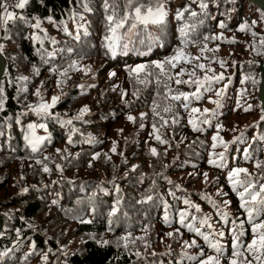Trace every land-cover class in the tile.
<instances>
[{
  "label": "trees",
  "instance_id": "16d2710c",
  "mask_svg": "<svg viewBox=\"0 0 264 264\" xmlns=\"http://www.w3.org/2000/svg\"><path fill=\"white\" fill-rule=\"evenodd\" d=\"M156 3L138 0L137 6L154 8ZM163 3L165 23L138 30L126 51L124 41H118L115 55L105 40L111 35L107 16L131 14L126 0H28L5 23L0 32L6 61L0 81V253H5L0 264H198L218 255L209 242L222 246L220 264H229L233 244L243 248L253 240L248 214L222 172L216 187H223V197L206 187L198 190L196 183L204 172L218 175L219 166H225L228 174L246 169L247 176L241 173L240 178L251 179L253 191L264 185L262 107L261 115L224 140L227 148L214 157L215 164L205 160L210 135L237 116L250 95L257 97L261 76L253 77L264 67V11L247 0ZM178 9L183 12L180 20ZM181 27L187 32L184 37ZM218 45H234L240 54L218 55L212 52ZM178 48L189 62L176 68L165 65L167 76L159 75L153 62L164 61ZM74 59L77 80L51 92L46 74L64 71ZM138 65L146 66V74L131 72ZM109 71L115 73L110 80ZM220 75L223 80L199 91V100L191 98L197 93L193 81ZM119 76L126 87L122 102L112 87ZM180 93L190 97L187 108L183 100L171 99ZM53 97H59L54 107L37 111ZM165 107L172 111L165 112ZM191 108L200 112L193 114ZM204 109L209 112L204 114ZM136 111L145 112L143 119L137 115L128 122L132 127L121 129V138L109 140L114 124H124ZM31 125L43 129L37 136L41 143H30ZM126 157L138 163L130 167ZM189 163L198 176H186L181 186L176 176ZM212 182L210 177L206 185ZM205 218L211 228L200 223ZM193 240L196 244L190 246Z\"/></svg>",
  "mask_w": 264,
  "mask_h": 264
},
{
  "label": "snow or ice",
  "instance_id": "6c2138e0",
  "mask_svg": "<svg viewBox=\"0 0 264 264\" xmlns=\"http://www.w3.org/2000/svg\"><path fill=\"white\" fill-rule=\"evenodd\" d=\"M28 3V0H19V3L15 5V7L23 9L25 5ZM126 4L129 8H132L131 14L125 13L123 16L117 17L115 13L113 15L107 16V21L109 24V32L111 35L106 36L105 40L107 42V48L109 51L112 52L113 55H115L116 48H117V42L120 40H123L124 43L121 45V47L126 51L128 49V45L131 42V38L137 34L138 30H146L149 25H160L165 23L167 12L165 11L164 8V3L163 0H157L156 6L153 7H148L147 9H144L142 5H138V0H126ZM202 7H205V5H201ZM107 7V3H106ZM195 15V13H193ZM183 16V12L180 11L179 9L177 10L176 13V19L180 20ZM6 19L10 20L12 19V13H7L6 14ZM128 25L127 31L123 34H119V30L123 29L125 25ZM39 21L36 23V27L39 28ZM221 28L224 27L223 24L220 25ZM243 30V29H242ZM181 37H184L187 35V32L185 31V27H181L178 29ZM218 37H213V39H217ZM33 39H38V37H33ZM150 40H155V37H149ZM209 39V37H205V40ZM143 42V41H141ZM151 46V45H150ZM141 54H146V53H141ZM187 54L183 51V49H175L174 50V55L171 57L166 58L164 61H155L153 62L154 67L160 70L159 75L161 76H167L166 68L165 65L170 66L171 68H176L178 64L181 62L187 63L189 62L188 59L186 58ZM70 67H75V64L71 65ZM199 68L203 69L204 65H198ZM146 66L145 65H138L136 68L131 69L132 73H136L137 76L141 73H144ZM210 71V69H209ZM66 72L61 73V75H66ZM183 74V69H181V72L178 73V75ZM111 75H115V73H112ZM189 75H194V73H191ZM168 79H172V77H168ZM224 77L222 75L220 76H214V77H205L203 80H195L193 81L197 85V93L192 94V99L199 100V91L203 89L204 91H208L210 89L211 84L213 81L219 82L220 80H223ZM140 83H145L144 80H139ZM158 83H160L159 79L157 80ZM177 84L180 83H189V81H181V80H176L175 81ZM207 85V87H205ZM167 87V85H165ZM167 95V94H166ZM217 96L221 95V92L216 93ZM171 99L173 101H181L183 100L182 106L187 108L190 102V97L188 94L180 93L178 95H173L171 96ZM59 100V97H53L51 103H43L39 105L37 111L41 113H47L48 109L54 107ZM219 106V101H214ZM156 107H159L158 105ZM156 107L153 108V112L156 111ZM87 109L82 110L83 112H86ZM165 112H171L172 108L171 107H165L164 108ZM200 109L198 108H191V113H199ZM204 114H207L209 112L208 109L203 110ZM127 119L129 121H134V118L132 116H128ZM141 119H143V114H141ZM175 122V121H174ZM205 123L207 122L206 120L204 121ZM68 123H71V121H68ZM166 123V122H165ZM189 123L193 125L194 129L196 128V123L194 120L190 119ZM155 127V126H154ZM198 130V129H197ZM156 139L160 143H164V141L160 140V136L157 135ZM213 148H215L216 141L219 140L220 144H222L225 149L227 148V144L218 136H213ZM71 142V141H70ZM35 150V149H34ZM113 152H115V147L112 149ZM152 154H156V150L152 149L151 150ZM221 158H223V153L220 154ZM95 159V157H94ZM210 164H215V161H213L211 158L209 159ZM257 167H260L258 164ZM44 171L47 172L48 169L45 167ZM243 173L244 176H247V170L246 169H241V168H236L233 169L228 176L229 182L233 188V191H236L238 188L243 189L242 191H239L237 194L240 198L241 201V208L245 209V211L248 214L249 222L252 224V233H253V240L251 241L250 244L247 245V251L249 254H252L253 252L257 253L258 255L255 257L257 260L260 261V264H264V220H260V215L262 212H264V185H262L259 189V191H253V184L251 179H241L240 174ZM205 178H207V174L205 173ZM186 204H188V201H185ZM199 211V209H197ZM113 214H115L113 212ZM186 213H181V220L180 223L183 225L184 224V217ZM224 217H227V213L222 214ZM202 225H207L209 228L212 226L208 224V218L202 219L200 221ZM191 229V226H189ZM196 233L198 235L203 236V239L208 241V236L203 235V233L199 232V229H195ZM169 236L172 235V233L168 234ZM220 236H223V233L219 234ZM240 235H243L241 232ZM235 238V237H234ZM106 243V242H105ZM210 243V247L212 250H214L216 253H218L217 256H208L204 260L198 261V264H220V258L223 256V249L222 246L219 243ZM196 241L193 240L191 242L190 246H195ZM203 255V253H201ZM243 253L241 252L239 245L233 244V249L231 253V257L229 259V264H244L243 261L239 259ZM5 255V253H0V257ZM139 255V254H137ZM250 264V262H249Z\"/></svg>",
  "mask_w": 264,
  "mask_h": 264
},
{
  "label": "rangeland",
  "instance_id": "374dc122",
  "mask_svg": "<svg viewBox=\"0 0 264 264\" xmlns=\"http://www.w3.org/2000/svg\"><path fill=\"white\" fill-rule=\"evenodd\" d=\"M6 17L4 16V14L0 15V23L5 21ZM85 19H82V21ZM84 27V25H83ZM219 35V34H217ZM220 37V36H217ZM230 37H232V35H230ZM216 51L218 53V55H224L226 57H237V55L240 54V51L237 50L234 45L233 47L228 46V45H218L213 47L212 52ZM75 64V67H70L71 65ZM260 71V69H259ZM66 72V75H61V73ZM147 71H145L143 74H146ZM112 71H109L107 73V78L108 80L112 79L115 75H111ZM77 75H78V60L74 59V61L68 66L66 67V69L64 71H58L56 72L55 70L53 72H48L46 74L47 76V84L49 87L53 88L51 92L55 91V87L59 86L60 88H63L65 84H71L74 81L77 80ZM106 75V74H105ZM256 76H261V75H254L253 80ZM87 77H89V75H87ZM122 78L123 76H119L117 78V80H115V82L113 83L112 87L115 90H118L121 93V98L120 101H123V97L126 95V87L123 85L122 83ZM55 82V83H54ZM252 90H250L251 92ZM219 92V91H217ZM216 95V94H215ZM258 95V94H257ZM251 99V101L245 105H243L242 107H240L237 111V116H231L229 118H227L225 124L221 127H218L209 137V146L207 149V154L205 156V160H207V163H209V159L211 158L212 160L214 159V157L219 153V151H221V149L224 147L222 144H220L219 140L216 141V147L213 148V140L212 137L218 135L221 139L224 140H228L230 139L231 136L235 135L237 133V131H240V129L249 121H252L254 119H256L258 117V115L262 114V109H261V104L260 106H258L257 104V98L254 95H250L249 97ZM83 99V98H80ZM90 99L86 100V103H89ZM250 105L251 107L249 108ZM49 110V109H48ZM143 114V116L145 115V112H141V111H136L134 113H132L130 116H132L133 118L137 117V115ZM129 120L124 121V124H120L119 122L115 123L114 126L108 131L107 133V137L109 140H116L122 137V130L126 129V125L128 124ZM128 128L132 127V124H128L127 125ZM43 132L42 128H38V126H33L31 125L29 127V132L27 134V137L30 139V143L31 144H35L38 141L40 142V139L37 138L38 133L41 134ZM41 143V142H40ZM40 143H38L37 145H34L32 147H37ZM171 154V153H170ZM126 163L130 165V167H134L138 162L137 161H130L128 160V158L126 157ZM216 162V160H213ZM228 161L227 159H224V163ZM229 163V162H228ZM227 165V164H226ZM225 166H219V173L218 175H212L211 171H207L204 172V174H207V178L201 179L200 181H198L196 183V188L198 190H201L203 188H207L209 192H211L213 195H219L225 196L224 191H223V187L219 186L216 187L218 185L221 184V181L223 180L222 175L220 174V171L222 172L224 179H225V184L228 186V188L233 189L229 179H228V172L225 170L224 168ZM227 167V166H226ZM224 168V169H223ZM196 166H194L192 163H189L188 166L183 167V172L179 175L176 176V178L178 179V181H182L180 183V185L182 186L186 184V176H190L193 175L195 173ZM80 174V173H79ZM241 175V174H240ZM195 176H198V173H195ZM212 177L213 178V182L209 185H206V180L208 178ZM242 179H247L246 177H241ZM189 188L191 189L192 187L189 186ZM243 189L238 188L236 190V193H238L239 191H242ZM238 195V194H237ZM229 209L232 210L233 209V205H229ZM206 216L210 219V214H206ZM260 220H264V215L260 216L259 218ZM252 227V224H249ZM241 252L243 253L241 255V257H239V259L241 261L244 262V264H260V261L257 260L254 255L256 253L253 254V256L251 254H249V252L247 251V246L244 245L243 248L240 247Z\"/></svg>",
  "mask_w": 264,
  "mask_h": 264
},
{
  "label": "water",
  "instance_id": "95a60500",
  "mask_svg": "<svg viewBox=\"0 0 264 264\" xmlns=\"http://www.w3.org/2000/svg\"><path fill=\"white\" fill-rule=\"evenodd\" d=\"M247 1L253 3L254 5H256L257 7H259L264 11V0H247ZM5 69H6V61L0 52V81L2 80ZM260 75H261V83L259 85L257 97L264 111V67L262 65H260Z\"/></svg>",
  "mask_w": 264,
  "mask_h": 264
},
{
  "label": "built area",
  "instance_id": "2783aa9c",
  "mask_svg": "<svg viewBox=\"0 0 264 264\" xmlns=\"http://www.w3.org/2000/svg\"><path fill=\"white\" fill-rule=\"evenodd\" d=\"M18 3H19V0H4V2H3L4 9L5 10H11Z\"/></svg>",
  "mask_w": 264,
  "mask_h": 264
},
{
  "label": "crops",
  "instance_id": "0c3cea01",
  "mask_svg": "<svg viewBox=\"0 0 264 264\" xmlns=\"http://www.w3.org/2000/svg\"><path fill=\"white\" fill-rule=\"evenodd\" d=\"M7 13H9V12H5V13H3L5 17H6V14H7Z\"/></svg>",
  "mask_w": 264,
  "mask_h": 264
}]
</instances>
